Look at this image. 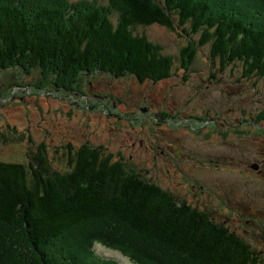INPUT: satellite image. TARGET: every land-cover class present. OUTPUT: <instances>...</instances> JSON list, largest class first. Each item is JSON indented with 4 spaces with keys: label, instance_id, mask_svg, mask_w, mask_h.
Segmentation results:
<instances>
[{
    "label": "trees",
    "instance_id": "1",
    "mask_svg": "<svg viewBox=\"0 0 264 264\" xmlns=\"http://www.w3.org/2000/svg\"><path fill=\"white\" fill-rule=\"evenodd\" d=\"M79 1L83 5L77 8V1L70 0H0V73L22 75L11 84L20 88L19 94L27 84L32 94L19 115L10 118L27 125H9L13 135L4 140L18 154L0 159V264H72L71 259L75 264H118L99 257L96 244L117 247L140 264H264V237L259 243L252 231H264V216L253 207L246 220L242 211L250 207L232 203L241 185L261 183L259 172L239 169L226 157L242 142L264 149V127L250 124L264 125V107L243 111L237 122L238 103L219 111L201 105L207 110L194 130L187 124L175 127L169 119L180 120L185 112L187 120L197 117L185 100L193 94L197 67L208 65L201 49L210 44L213 79L241 65L240 79L264 81V0H248L244 14L238 2L219 10L225 0ZM150 27L178 33L180 43H172L178 53H168L164 41L150 36ZM124 77L127 86L117 88ZM98 85L113 90L109 105ZM58 95L64 100H56ZM71 95L85 103L93 95V109L103 110L80 108ZM147 99L159 108L152 114L156 131L139 128L144 138L131 147L149 153L137 152L140 157L130 160L139 161L134 170L127 163L132 139L122 141L117 132L135 128ZM42 100V111L51 118L31 119L29 113H41ZM93 112L99 117L95 122ZM68 119L101 125L102 137L107 132L112 137L97 135L100 143L74 147L69 136L56 138L50 129L61 133ZM57 155L66 170L52 165ZM232 170L238 178L222 185L216 174ZM93 224L112 230L80 237ZM25 233L34 245L42 243L52 259L31 247ZM135 237L149 247L133 254L116 245Z\"/></svg>",
    "mask_w": 264,
    "mask_h": 264
},
{
    "label": "rangeland",
    "instance_id": "2",
    "mask_svg": "<svg viewBox=\"0 0 264 264\" xmlns=\"http://www.w3.org/2000/svg\"><path fill=\"white\" fill-rule=\"evenodd\" d=\"M18 1L21 2L22 0H18ZM70 1H77V8H78V5L80 6L83 5V3L81 1L78 2V0H70ZM97 1L100 2L101 4H105V5L108 4V0H97ZM236 2H238L237 9H240L242 11V14H244L245 12L244 10L246 8V4L248 3V0H225V1L219 2L220 5H217V6L219 10H222V8H224L225 6H231ZM43 5L47 6L46 3ZM77 8L74 11H77ZM30 9H32V13L35 11V7H31ZM238 16H241V14H239ZM146 30H148L150 36H152L156 41L158 42H160V40L164 41L161 43L164 44L165 49L168 53L170 54L178 53L177 47L174 44H172V43H180L181 39L178 33H172V32H169L161 28L155 29L151 27ZM210 45L201 49V53L204 55L205 58H208L209 62H208V65H204L205 67H201V68L200 66L197 67L196 69L197 73L195 74L191 82V86L193 87V94L190 97L187 96L188 99L185 100V103H186L185 107H188V109H192L194 113H197V117H194V120H187L186 117L188 116V114L185 112L184 114H181L180 120L174 121L171 118H169L170 121L172 122V125L175 127L183 126L187 124L192 130L198 128L199 124L197 122H199V115H201V113H204V111L207 110V108L203 110L204 108H202L201 105H205L206 107H210L216 111H219L220 106L228 107L229 105L238 103V106L234 104L236 108L235 113L237 116H239L237 118V122L242 121L241 116H243L242 114H244L243 111L258 112L261 108L264 107V81H261L259 79H252V80L240 79L241 65H236V66L231 65L226 72L227 73L226 76L221 78V80L220 79L216 80L212 78L211 75L214 69L216 68L215 66L211 64ZM217 63L219 64L218 60H217ZM55 64L57 63L55 62ZM55 64L51 63L50 65L56 67ZM9 71H13V69ZM2 74L0 73V110L2 111V114L0 116V159L2 158L4 161V160H7L8 159L7 157H10V155L14 156L18 154L17 147L9 148L7 143L4 141L7 137L13 135V133H10L12 131L9 130L8 128L9 125L13 126L14 128L15 126H17L20 129H23L27 125L25 122L22 125L19 121L10 119V118H13L11 117L12 115L13 116L19 115L20 110L24 107L22 106V104L27 103V100L31 98L32 94H31L30 87L27 84H23L22 90L24 92L22 94H19L21 90L18 86H14L13 84H11L15 76L23 79L22 75H19L14 72L12 74V77H8V76H5L3 72ZM122 85L127 86L126 77L122 78L117 88H121ZM4 88H10V90H6L4 92ZM97 88L99 92L102 91V94L104 98L108 100V105H109L110 102L114 100L109 97V94H111L113 90L110 89L109 87H102L100 85H98ZM1 91L4 92L3 95H1ZM198 91L204 92V93H202L201 97L195 98L194 95ZM43 95H46L45 97H48V98L52 96V94H47V93H43ZM92 96L93 95H91V97ZM91 97H87V100H88L87 103H85L84 100H81L83 98L81 96H79V98L73 97V99L75 101V104L78 107L80 108L86 107L90 111H97L100 113V111L103 109H100V110L93 109L92 107L93 101L91 100ZM19 99L21 100L20 102L17 101ZM62 99L63 97L61 95L56 96V100L62 101ZM66 100L69 101L68 99ZM150 100L151 99L142 101L143 103H141L140 105V111L138 114L139 116L142 117V119H140V122H137V123L134 122L135 128H132V129L124 128L117 132L118 133L117 137L121 138L122 141L127 140L128 138L129 139L127 141L132 139L129 142L130 143L129 145H130V148L133 150H131L130 154L127 155L128 157L127 163H128V166L134 170H135V167L139 166V161L135 160L136 161V165H135L133 164V162H130V160H133L134 158L138 159L140 157L138 156L137 158V152L144 153L145 155L149 153V152L140 151V147L138 146L131 147V143L133 141L135 140L138 141L144 138V135L140 132L139 128L140 127L143 128L147 126L149 127L148 131L151 132L152 134L153 132L156 131L155 125L157 122L152 121L153 120L152 114H154V112H157L159 108L156 107L154 104L151 106L148 103ZM45 104H46L45 100H42L39 103L38 111L41 113L34 114V112H37V111H33L28 114L31 117V119H32V116L35 117L36 119H39L44 116H48L42 111V107H44ZM173 105L174 103L169 101V106L172 107ZM198 107H201V110H199L200 108L198 109ZM12 110H13V113H11ZM105 114H110V113H108V111H105ZM92 115L93 116L91 117H94V120H93L94 122L99 119L96 113L93 112ZM48 118H51V117L48 116ZM224 123H227V122L224 121ZM245 123L246 122H244V124ZM250 124L254 128H257V129L264 127V125L256 123L253 120H251ZM211 125L214 129H217L218 122L214 121ZM100 127L101 125L98 127H94L93 125L91 126L85 125V123L81 122L79 119L78 120L68 119L64 121V124L62 125L63 130L61 131V133L58 134L56 128L53 126H50V129L53 134L55 132L56 138H59L61 135H65L66 137L69 136L68 137L69 141H71L73 146L75 147L77 145L80 146L85 143H91L93 145H96V142L100 143V139H97L98 136H100L101 138H105V137L111 138L112 137L111 136L112 132H107L102 137L101 134H102L103 129H100ZM98 130H101V132H98ZM3 141L5 142L4 145L2 144ZM15 145H18L17 142ZM199 145H203V144H199ZM203 147L204 149H207V150L210 149L205 146ZM153 149L158 150V147H156L154 144ZM49 153H51V150H49ZM226 157L227 159L231 158L232 159L231 162L236 163L237 168L240 167L239 169H242V168H247V169L253 168L254 169L255 167L256 170L259 172V180L261 183H258V184L250 183V186L241 185L240 188L243 190L239 191L236 194V196L233 198L232 203L238 206L246 205L247 207H250L249 210L242 211L243 213L242 217L246 220L250 219L249 214H252L253 207L260 209V213H258V215H260V218L263 217L264 216V149L256 146L254 142H250V143L242 142V143H239L235 148L230 149L227 152ZM149 158H151V156L146 157V159H149ZM52 165L54 166L56 170H66L67 169V166H65L64 164L58 161V155L53 160ZM156 171L159 172V170H156ZM221 171L223 170L221 169L218 172H221ZM232 172L233 173H217L216 174L217 180L221 181L222 185H227L228 183L230 184V182H234V180L238 178V175L235 173L234 170H232ZM239 185L240 184H233L232 186H239ZM223 191L225 195L226 192L225 190ZM99 225L100 224L89 225L88 228L81 231L80 237L86 236V234H89L91 232H92L91 235H95L97 233H102L104 231L112 230L111 228H108V225H106V227L104 226L100 227ZM252 231H253V236L255 237V239L259 243H262L263 237H264V231H262L261 228L259 227H253ZM25 236L29 238L31 247H33L35 250L39 248L38 250L42 251L43 255L47 259H52V255H50L51 252L49 251L50 253L49 254L47 250H44L42 248V243L37 244L36 246L33 244V241L30 235H27L25 233ZM71 239L75 241L76 238L72 237ZM116 245L121 246L122 248L126 249V251H129L133 254H136V251L141 250L142 246L149 247L148 244H146V240H142L140 239V237H135V239H131V240L127 238H122L117 241ZM49 247H51L50 249L52 250L57 249L56 245L54 247L53 246H49ZM94 251L99 257L104 258V259L114 260L118 264H140V263L134 262L132 259L124 255L121 252V250L117 247L107 248L101 244H96L94 246ZM38 254L40 255L39 252ZM127 255L132 257V255L128 253ZM70 262L72 264L76 263L74 259H71Z\"/></svg>",
    "mask_w": 264,
    "mask_h": 264
},
{
    "label": "water",
    "instance_id": "3",
    "mask_svg": "<svg viewBox=\"0 0 264 264\" xmlns=\"http://www.w3.org/2000/svg\"><path fill=\"white\" fill-rule=\"evenodd\" d=\"M189 110H191V109H189ZM255 168V167H254ZM256 169V168H255Z\"/></svg>",
    "mask_w": 264,
    "mask_h": 264
}]
</instances>
